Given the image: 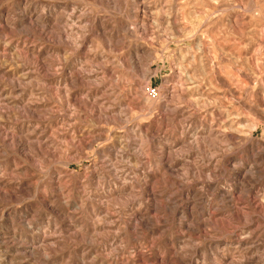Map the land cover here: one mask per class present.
Here are the masks:
<instances>
[{"label":"clouds","instance_id":"clouds-1","mask_svg":"<svg viewBox=\"0 0 264 264\" xmlns=\"http://www.w3.org/2000/svg\"><path fill=\"white\" fill-rule=\"evenodd\" d=\"M24 10L0 22V222L27 213L0 264H264V0Z\"/></svg>","mask_w":264,"mask_h":264},{"label":"rangeland","instance_id":"rangeland-1","mask_svg":"<svg viewBox=\"0 0 264 264\" xmlns=\"http://www.w3.org/2000/svg\"><path fill=\"white\" fill-rule=\"evenodd\" d=\"M26 0H0V22L12 17L24 18L26 12L24 10ZM252 151L257 152L258 155L264 157V144L253 145ZM194 198H199V194H194ZM27 213L17 214L12 213L6 215L4 220L0 222V247L6 244H13V228H19L23 222V217ZM21 238L17 237L13 245L14 250L23 252L24 249L20 247Z\"/></svg>","mask_w":264,"mask_h":264}]
</instances>
